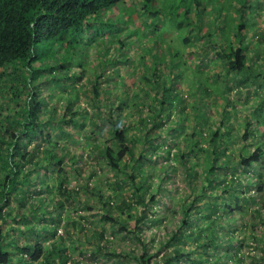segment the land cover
Listing matches in <instances>:
<instances>
[{"label":"trees","instance_id":"16d2710c","mask_svg":"<svg viewBox=\"0 0 264 264\" xmlns=\"http://www.w3.org/2000/svg\"><path fill=\"white\" fill-rule=\"evenodd\" d=\"M121 1L0 0V100L7 97L10 102L14 101L12 108L3 103V101L0 103V163L4 158V160L9 161V166L13 168H10L11 170L7 172H2V177L0 178V219L2 218L3 208L5 209L10 205L11 201L17 209L24 208L27 210L24 213L27 215L20 214L16 217L17 219L12 217L14 222L24 221L28 217L34 216L37 212L48 213V223L41 226H30V229L40 232L34 234L35 237L32 236V239H28L29 241L25 243H18L13 239L7 238L5 234H0V264H13L12 260L14 257L19 262H26L23 259L24 256L28 257L29 262L41 260L43 264H79V256L84 254L91 256V259L96 255L112 256L114 257L113 264H121L123 258L129 257L122 249L116 250L110 246V241L103 238V229H77L78 232L74 235L72 230L75 229L74 225L76 222L65 219L67 217H64L65 221H63L64 202L78 199L79 193V189L75 190L67 187L68 175L65 171L57 172L55 175L56 183L41 180L40 183H45L44 188L29 191L30 189L27 187L28 182L38 180V171L49 168L54 170L56 166L63 163L66 158L63 151H65L66 147L58 142V138L65 135L62 129L65 130L69 124L70 126L78 124L80 128L84 126L87 112H85L83 107L80 109L79 106L77 108L72 107L75 102L74 96L78 94V88L86 100L89 101V105L101 110L111 125L110 137L107 143L103 142L100 147H88L86 150L89 149L93 153L94 148L98 149V154L95 153V155H98L103 164L113 172L124 173L127 172L126 167L130 169L127 174H122L121 177L117 178L120 179V182L117 179L112 181V185L114 184L116 188L113 189L114 196L106 193L100 185L94 193L97 195L98 200L101 201L102 219L107 221L110 227H117V232L128 233L137 243L139 254H136L135 247L130 250L131 258L135 261V264H182V259L190 261L191 264H199L200 262L209 264L214 262L216 257H219L216 254L217 248L222 246L221 243H218V239L216 240V231L219 228L227 227V223H220V220L224 214H229L230 205L226 201L217 203L212 199L206 205L208 212L203 213L202 210L199 213L198 211L199 216L197 219L205 222L202 225V223H198L199 220L197 221L194 218L197 215L196 209H203L204 201L201 204L198 198L204 196L208 188H211L214 184H221V193L223 195L228 194L232 187L235 186L234 182L238 179V171L242 175L251 172L255 174V180H253L254 183L252 185L253 191L261 196V204L256 209V213L259 214V209L264 208V177L259 173V169L264 165V147L262 143L264 131L258 133L254 128L256 126L254 123L261 126L264 125V115L262 114L264 108L263 97L262 100L258 101V105L254 109L257 112L254 121L248 120L247 117L244 120L242 131L239 135V140L244 143L240 141L241 149H239L236 157L233 155L232 149H227V146L231 143V137L228 132L231 133L232 129L224 127L221 130L219 125L213 130L212 128L208 129L212 130L208 138L209 146L206 148L208 152L201 147L193 150L192 145H188L185 150L178 152L177 156H179L181 162L185 165L187 164L186 177L188 181L197 174L202 175L203 181L200 186L197 185L196 189H194L196 195H194L193 200L187 206L181 207L182 212L180 213L179 224L165 236L166 239L162 243L163 251L158 259H156V255L159 254L160 248L150 252L148 245L141 242L140 224L142 222L140 221L145 215L139 216L136 213L135 205H143L146 202L155 201L154 193L147 191L149 185L143 187L141 183L144 175L150 177V170L144 169L142 161H152L149 155L151 149H155L158 155L165 154L166 156L169 152V148L158 147V145L151 142L152 139L164 140L158 130L155 129L160 128L162 117H160L159 112H152L150 116V110L152 111V109L151 107L149 108L151 103H147V91H143V96H135L138 98L137 103L131 104L127 102L123 106L124 101L118 103L113 101L110 102L108 109L101 107L103 104L101 101L105 102V95L102 92L103 87H101L102 73H93L91 79H87V82L90 83L89 86L80 84L74 87V84L80 79L79 70L76 68L73 71L71 70L70 73L68 68L69 55L72 51H76V47L73 46V42H75L74 36L80 31L82 24L85 23L88 26V18L94 16V19L99 12L113 7ZM142 2L143 11L149 16L155 17L159 15L158 9L148 10L146 7L151 0H142ZM192 2L196 13L191 15L189 7H184L183 10L176 13L181 17L182 22L181 20L178 22L180 27L177 30L178 36L174 35V37L179 39V43L182 44L183 48L194 45L195 40H199L200 36L201 14L204 9L201 8L199 0H192ZM176 7L179 6L176 5ZM244 12L245 9L243 10L241 7L237 18H235V38L222 44L221 41H217L216 35L211 34L214 31L211 30L204 37L206 41H201V56H206L207 59L211 58V60H206L202 66L205 68L209 67L208 64H213L214 61L216 66L212 69L213 72L211 74L218 79L229 78L230 85H234V87L244 83L250 77L258 78L257 84L259 85L264 81V75L253 71L256 64L259 70L264 69L261 61L258 62L259 59L256 57L258 54L256 48L262 46L264 35L260 34L258 42L253 46L254 56L247 55V50L251 48L248 45L249 42L248 44L245 42L247 39L245 32L248 30L247 26L253 14L246 16ZM89 29L93 30V27L90 26ZM70 30L71 32H69ZM132 30L134 33L135 31L141 33L139 29ZM115 32H117L116 36L118 37L116 44L121 45L124 42L123 38L120 39L122 32L118 31L117 28ZM125 32L122 34L124 37ZM69 33H72L71 38L64 40L65 35ZM171 36L167 32H163L158 34L157 37L166 39ZM56 40H61L59 44L65 42V49L59 45L52 47ZM65 50H67V55ZM126 50L131 51L130 49ZM47 51L49 53H46ZM259 52L264 54V49L260 48ZM39 60H42V62L34 67L32 63ZM76 64V66L81 67L80 63ZM41 73L44 74V77L40 76ZM63 80L69 82L61 84L60 81ZM49 83L55 84L56 87H60L63 90L65 87L69 89L67 99L60 105L61 109L58 113L55 112V108L59 99H53L54 94L49 90ZM132 84L133 81L127 79L115 86L117 90L121 91V96L118 99H126L130 89L133 87ZM109 85L111 84L109 83ZM227 89H231V87H226ZM47 90H49V96L52 97L49 101L44 99V94ZM71 92L74 93L73 96H71ZM19 98L22 100V104L17 102ZM110 99L112 100L114 97L110 96ZM181 100L179 99V101ZM156 101L157 99L155 98L153 103ZM160 103L163 104V102ZM144 104L148 106V109L143 116L141 106ZM81 110L84 111V114H81ZM133 110L138 111L135 129L140 136L139 139L137 137L130 138L126 134L127 129L131 128V119L130 116L127 117L126 112L131 113ZM45 115H48L49 120L56 125L54 130L47 131L44 129ZM258 115L261 116L262 122L258 119ZM109 117L113 118V120ZM79 118H81L80 121ZM125 118L128 121L123 124L122 120ZM88 127L84 126L82 128L85 134L88 133L86 138L89 137V133L94 135L99 132V127H95L91 121ZM198 134L201 137L202 133L199 132ZM194 135H197V132L195 133L194 129H191L190 136ZM257 135L259 137L258 143L252 142ZM37 138L39 142L34 143L33 141ZM250 139L252 141H249ZM23 141L27 142L25 149L22 146ZM41 143L45 145L42 146ZM251 145L253 147L250 149ZM1 150H4V156L1 155ZM199 150L207 153L210 161L200 159L198 157ZM81 155L82 151L78 153V159L81 158ZM16 157L18 158L16 159ZM225 159L228 160L226 161ZM0 166L7 168L8 165ZM205 166L207 167L204 169ZM197 168H201L200 171ZM221 170L225 173L220 178ZM202 171L203 173H201ZM226 172L231 173L227 179L225 177ZM32 173L33 175H31ZM159 174V179L163 181L167 173L162 167H160ZM18 175L20 176L18 177ZM138 176L140 177L137 178ZM124 184H127V187L130 188L129 195L133 198L131 201L118 197L120 193L117 192ZM250 184L251 181L244 183L247 191L249 188L251 189ZM43 191L47 193L43 195ZM32 192L42 195L33 197ZM147 192H149V196L145 200V193L147 194ZM49 193H52L50 201L52 207L50 210L49 198L47 199ZM234 193H229L227 196L234 200L235 208L238 209V201L242 197H240V194ZM56 196L57 198H55ZM117 197L119 198V204H113L111 199H117ZM250 197H253V195L251 194ZM18 212H15L16 215H18ZM132 217L135 218V229L127 225V220ZM62 221L65 234L62 233L64 236H58L51 244L45 245L47 239L50 240L55 236L57 226ZM78 225L80 226L79 223ZM69 226L72 227L69 228ZM16 228H20L19 230L23 231L22 227L17 226ZM62 236L67 237L66 240ZM79 245L81 247L76 255L69 252L70 250H75ZM232 245L228 240L223 246L230 248ZM235 248L237 249L232 252L231 256L237 264H241L242 254L240 253L239 245H236ZM164 249L166 250L164 251ZM258 255L261 262L264 263V249H261Z\"/></svg>","mask_w":264,"mask_h":264},{"label":"rangeland","instance_id":"374dc122","mask_svg":"<svg viewBox=\"0 0 264 264\" xmlns=\"http://www.w3.org/2000/svg\"><path fill=\"white\" fill-rule=\"evenodd\" d=\"M239 1L241 0H199L201 8L204 9L201 14L202 20L199 32L202 37H199V40H195L194 45L185 47L186 49L179 43V39L174 37V35L178 36L177 30L180 28L178 22L181 20V17L176 13H179L184 7H189L191 15L196 13L192 0H151L146 6L148 10H159V15L152 18L140 8V0H122L113 7L99 12L94 19V16L88 18L89 25L82 24L80 31L74 36L75 42H73V46L76 47V51L70 53V62L68 63L70 73L71 70L73 71L76 68L79 70L80 79L74 84V87L80 84L89 86L90 83L87 82V79H91L93 73H102L101 87H103L102 92L105 95V102L101 101L103 103L101 107L108 109L110 102L113 101L114 103L124 101L123 106L127 102L131 104L137 103L138 98L135 96H143V91H147L148 93L147 103H153L152 100L155 93L158 98L155 103L149 106L152 109V111L150 110V116L152 112H159L160 117H162L163 123L160 124V128L155 129L158 130V133L164 140L152 139L151 142L158 145V147L169 148V152L166 156L165 154H159L161 155L159 156L155 149H151L149 155L152 161H142L144 169L150 170V177L144 175L141 183L143 187L149 185L147 191L154 193L155 201L146 202L143 205H135L136 213L139 216L145 215L140 221L142 222L140 224L141 242L148 245L150 252H154L160 248L156 259H158L160 253L163 251L162 243L166 239L165 236L179 224V217L182 212L181 207L187 206L193 200L194 195H196L194 189H196L197 185L200 186L203 181L201 174H197L188 181L186 177L187 164L185 165L181 162L179 156H177L178 152L185 150V147L188 145H192L193 150L201 147L208 152L206 148L209 146V133L219 125L221 130L224 127L232 129L231 133L228 132L231 137V143L227 146V149H232V153L236 157L239 149H241L239 135L242 131L244 120L247 117L248 120L254 121V118L257 116V112L254 109L258 105V101L264 97V81L259 85L257 84L258 78L250 77L244 83L234 87V85H230L229 78L223 77L218 79L211 74L213 72L212 69L216 66L214 61L213 64H208L209 67H206L207 69L202 66L206 60H211V58L207 59L206 56L202 57L200 51L201 41L204 42L206 40L203 38L206 33L211 30L216 31L211 32V34L216 35L217 41H221L222 44L235 38L234 21L236 17H234V10ZM259 1L260 4L256 7L257 9L251 8L248 10V7H245L244 12V15L247 16L249 12L256 11L247 26V31L250 35H245L247 37L245 42L247 44L249 42L248 45L251 48L247 50V55L251 56H254L253 46L258 42L259 35H264V0ZM176 5L179 7H176ZM90 26L93 27V30H91L92 28L89 29ZM116 28L122 34L126 31L125 37L122 34L120 36V39H124L121 45L116 44L118 38L116 36L117 32H115ZM132 29H139L141 33H137L136 31L134 33ZM163 32H167L172 36L166 39L158 38V34ZM71 34L65 35L64 40H69L72 36ZM60 41L56 40L52 47L59 45L65 49V42L59 44ZM262 46L260 48L264 49V42ZM260 48H256V52L258 53L256 57L259 59L258 62L261 61L262 67H264V54L259 52ZM126 49H130L132 52ZM66 51L65 54L67 55ZM176 51L179 53L178 57L174 56ZM46 53H49V51ZM76 63H80L81 67L76 66ZM256 65L254 66V73L257 72L264 75V69L259 70ZM40 76L44 77V74L41 73ZM127 79L133 81V87L130 89L126 99H118L121 96V91L117 90L115 86ZM68 82L67 80L60 81L61 84ZM49 85V90L54 94L53 99H59L55 108V112L58 113L61 109L60 105L67 99L69 89L65 87L67 89L64 91L65 89L56 87L55 84L49 83ZM226 87H231V89L226 90ZM49 90L44 94L46 101L52 98L49 96ZM71 93V96H73L74 93ZM77 93L74 96L75 102L72 107L77 108L79 106V109L83 107L85 112H87L84 126L89 128L88 125L91 121L95 127H99V132H96L94 135L89 133V137L86 138L88 133H84L82 129L84 126L80 128L78 124L67 125L65 130L62 129L65 135L58 138V142L64 144L66 147L65 151H63L66 157L63 163L56 166L54 170L49 168L38 171V180L28 182L27 187H29V191L44 188L45 183H40L41 180L56 183L55 175L57 172L65 171L68 175L67 187L75 190L79 189V193L78 199L64 202V209L62 211L63 221L69 219L76 222L74 225L75 229L72 230L74 235L78 232L77 229H103V238L110 241V246L116 250L122 249L124 253L128 254L127 256L129 257L123 258L121 264H135V261L131 258L130 250L135 247L136 254H139L137 243L128 233L117 232V227H110L109 223L102 219L101 201L98 200L97 195L94 193L100 185L106 193L114 196L113 189L116 188L114 184L112 185V181L121 177L122 174H127L130 169L126 167L127 172L124 173L113 172L103 164L98 155H95V153L98 154V149L94 148L93 153L89 149L86 150L88 147H100L103 142L107 143L110 137L111 125L101 110H97V107L89 105V101L86 100L79 88ZM110 96L114 97V99L111 100ZM179 99L182 100L179 101ZM2 101L10 108L14 105V101L10 102L7 97L1 99L0 103ZM17 102L22 104L20 98ZM160 102H163V104ZM134 107L136 108V106ZM147 109L148 106L146 104L141 106L142 114ZM120 112L123 114L122 111ZM137 113V110H133L131 113L126 112L127 117L130 116L131 119V128L127 129L126 134L130 138L137 137L139 139L140 136L135 129ZM81 114H84L83 110H81ZM262 114L264 115V108ZM110 119L113 120V118ZM258 119L262 122L261 116ZM80 120L81 118H79ZM44 121L45 130L52 131L56 128V125L49 120L48 115H45ZM127 121L128 119L125 118L122 120V123L124 124ZM254 125H256L254 128L258 133L264 131V125L261 126L255 123ZM210 128H212L211 131L208 130ZM191 129H194L197 135L190 136ZM199 132L202 133L201 137L198 134ZM258 139L257 135L255 140L252 138L253 141L251 139L249 141L258 143ZM33 142L37 143L39 139L37 138ZM26 143V141L22 142L24 149L27 147ZM262 143L264 147V137ZM41 145L44 146L45 144L41 143ZM252 147L253 145L250 146V149ZM243 149L245 150V148ZM203 150H199L198 157L204 161H210L209 155ZM81 151V158L78 159L77 155ZM3 152L4 150H1V155L4 156ZM2 160L0 165L8 166L7 168L0 166V178L2 177V172L13 169L9 166V161L4 160V158ZM225 160L227 161L228 159ZM160 167L167 173L163 181L159 179ZM200 169L197 168L198 171ZM224 173L221 170L220 178ZM237 173H239L238 179L235 180V186L232 187L229 193L235 192L234 194H240V197H242L238 201V209L235 208L234 200L227 196L229 193L224 195L221 193V184H214L211 188L209 187L204 196L198 198L201 204L204 202L203 209H196L197 215L194 218L197 221L199 220L197 219L199 216L198 211L199 213L202 210L203 213L208 212L206 205L212 199L217 203L226 201L230 205L229 214H224L220 220V223H227V227L219 228L216 231V240L218 239V243L222 244V246H218L216 251L219 257H216L214 262L209 264H237L231 256L232 252L238 248H235L236 245H239L240 253L242 254L241 264H264L258 257L261 249H264V208L259 209V214L256 213V209L261 204V196L255 194L253 191L252 185L254 183L253 180H255V174L251 172L242 175L239 171ZM259 173L264 177V165L259 169ZM230 174V172H226V179ZM117 180L120 182V179ZM247 181H251V189L249 188L248 191L244 186V183ZM237 182L238 184L236 185ZM85 184L86 186H84ZM44 193L47 192L43 191L42 194L44 195ZM117 193H120L119 198H125L126 201L133 200L129 195L130 188L127 187V184H124ZM42 194L39 195L32 192L33 197H39ZM251 194L253 197H250ZM51 195L52 193H49L47 197V199L49 198V210L52 207L50 203L52 199ZM148 196L149 192L145 193V200ZM118 197L117 199H111L113 204H119ZM9 207L10 209L8 210ZM18 209L12 201L5 209L3 208L2 218L0 219V234H5L7 238L13 239L18 243H25L29 241L28 239H32V236L35 237L34 234L40 232L30 229V226H41L48 223V213L37 212L34 216H30L24 221L14 222L12 217L16 218L20 214L27 215L24 214L27 212L26 209L21 208L19 212ZM15 212H18V215ZM64 217L67 218L64 219ZM63 221L57 227H60L65 234L64 225H62ZM198 223H202L203 225L205 222L199 220ZM127 225L135 229V218L128 219ZM17 226L22 227L23 231H20V228H16ZM71 227L69 226V228ZM66 238L63 237L64 240ZM56 239L57 236H53L50 240L47 239L45 245L51 244ZM228 240L233 244L230 248L223 246ZM80 247L79 245L75 250H70L69 252L76 255ZM225 254L228 256L226 257ZM23 259L26 262H19L14 257L12 262L13 264H43L41 260L29 262L26 256ZM79 259V264H113L114 257L96 255L91 259V256L84 254L79 256ZM181 262L182 264H191L188 260L182 259ZM199 264H206V262H200Z\"/></svg>","mask_w":264,"mask_h":264},{"label":"crops","instance_id":"0c3cea01","mask_svg":"<svg viewBox=\"0 0 264 264\" xmlns=\"http://www.w3.org/2000/svg\"><path fill=\"white\" fill-rule=\"evenodd\" d=\"M260 4V1L259 0H241V1H239L238 2V4L236 5V7H235V10H234V12H235V16L234 17H236L237 18V15H238V12H239V9L242 7L243 8V10L245 9V7H248L247 9L248 10H250L251 8H254V9H257L256 7L258 6ZM230 5V4H229ZM256 11H251V12H249V15L250 14H254ZM207 34V33H206ZM205 34V35H206ZM204 35V36H205ZM245 35L246 36H248V35H250L249 33H248V31L246 30V32H245ZM199 37H202V36H199ZM204 38V37H203ZM205 39V38H204ZM204 41H206V40H204ZM186 49V48H185ZM179 53H177V51L174 53V56H179L178 55Z\"/></svg>","mask_w":264,"mask_h":264},{"label":"clouds","instance_id":"9594fccd","mask_svg":"<svg viewBox=\"0 0 264 264\" xmlns=\"http://www.w3.org/2000/svg\"><path fill=\"white\" fill-rule=\"evenodd\" d=\"M140 8L142 9V10H144L143 9V2H142V0H140ZM145 12V11H144ZM116 13V12H115ZM146 13V12H145ZM147 14V13H146ZM148 15V14H147ZM152 18V17H151ZM61 49V51H63L64 52V50L62 49V48H60ZM40 62H42V60L40 61H37V62H33L32 63V65L35 67L36 66V64L38 65ZM44 62H45V60H44ZM35 64V65H34ZM158 99L157 97H156V93H155V95L153 96V100L154 99ZM153 100H152V102H153ZM151 104H153V103H151ZM143 116L145 115V113H143L142 114ZM162 123H163V121H162ZM160 127V126H159ZM163 129V128H162ZM62 235V230L60 229V227H57V230H56V234H55V236H61Z\"/></svg>","mask_w":264,"mask_h":264}]
</instances>
